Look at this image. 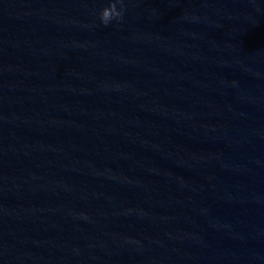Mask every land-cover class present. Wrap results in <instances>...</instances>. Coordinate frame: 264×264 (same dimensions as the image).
Here are the masks:
<instances>
[{
	"label": "water",
	"instance_id": "95a60500",
	"mask_svg": "<svg viewBox=\"0 0 264 264\" xmlns=\"http://www.w3.org/2000/svg\"><path fill=\"white\" fill-rule=\"evenodd\" d=\"M0 264H264V0H0Z\"/></svg>",
	"mask_w": 264,
	"mask_h": 264
}]
</instances>
